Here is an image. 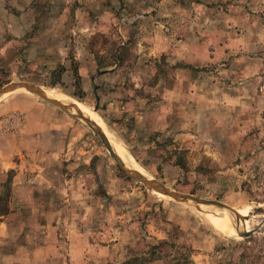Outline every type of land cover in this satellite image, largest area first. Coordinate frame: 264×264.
<instances>
[{"label":"rangeland","instance_id":"374dc122","mask_svg":"<svg viewBox=\"0 0 264 264\" xmlns=\"http://www.w3.org/2000/svg\"><path fill=\"white\" fill-rule=\"evenodd\" d=\"M17 81L75 104L144 177L247 218L148 188L50 102L67 148L0 168V264H264V0L5 1L0 88ZM21 94L41 98L0 96L2 156Z\"/></svg>","mask_w":264,"mask_h":264},{"label":"crops","instance_id":"0c3cea01","mask_svg":"<svg viewBox=\"0 0 264 264\" xmlns=\"http://www.w3.org/2000/svg\"><path fill=\"white\" fill-rule=\"evenodd\" d=\"M8 2L12 7L18 0H0V9H3L4 2ZM190 48V47H188ZM18 97L17 105L10 106L9 109L18 108L25 114V122L19 136L5 137L3 142L8 143V155H0V168L10 165V160L15 155H21V163L24 154L32 153L34 157L42 158L43 165L40 170L48 168L51 158L62 155L67 148L66 135L70 130L71 124L66 120L64 114L56 109L50 102L42 100L39 97L27 94H21ZM11 104V103H10ZM12 105V104H11ZM50 160V161H49ZM42 171V170H41ZM40 177H54L44 171ZM56 177L60 180L61 174L57 172Z\"/></svg>","mask_w":264,"mask_h":264},{"label":"water","instance_id":"95a60500","mask_svg":"<svg viewBox=\"0 0 264 264\" xmlns=\"http://www.w3.org/2000/svg\"><path fill=\"white\" fill-rule=\"evenodd\" d=\"M48 88V87H44V86H40L37 84H33L30 82H26V81H17V82H10L6 85H4L3 87L0 88V96L8 91L11 90H15V89H24L26 91H30L34 94H37L38 96H40L41 98H43L44 100L51 102L55 105H57L58 107H60L61 109H63L64 111H66V113L68 115H70L71 117L77 119L78 121L84 123L88 128H90L94 134L99 138V140L103 143V145L106 147V149L109 151L110 155L112 156V158L116 161V163L124 170L126 171L129 175L133 176L135 179H137L138 181L142 182L144 185H146L148 188L153 189L154 191L167 195L173 199H177V200H187V201H191L195 204H203V205H214V206H218L223 210H227L230 213H228L231 217H235L236 219H246V216H242L240 214H238L236 211L232 210L230 207H228L226 204L217 201V200H211V199H202V198H198L186 193H180L174 190L169 189L168 187L162 185L161 183L154 181V180H150L146 177H144L139 171L132 169L128 166H126L121 159L118 157V155L115 153L114 149L112 148V146L110 145V143L108 142L106 136L94 125V123L87 117L84 115V113L80 110V109H76L77 110V114L72 113L69 108L63 104L62 102H60L57 99L54 98H49L44 94L43 89ZM60 93V92H58ZM72 99V98H71ZM74 100V99H73ZM76 101V100H75ZM77 102V101H76ZM79 103V102H78ZM253 230H239L236 229V233L240 236H247L249 235Z\"/></svg>","mask_w":264,"mask_h":264},{"label":"bare ground","instance_id":"6f19581e","mask_svg":"<svg viewBox=\"0 0 264 264\" xmlns=\"http://www.w3.org/2000/svg\"><path fill=\"white\" fill-rule=\"evenodd\" d=\"M44 91V90H43ZM44 94L47 96V97H49V98H52V97H50V96H48L45 92H44ZM57 100H59V99H57ZM60 101V100H59ZM61 102V101H60ZM65 102H66V105L69 107V110L72 112V110L74 111V112H76L77 113V107L75 106V104H73V103H68V101L67 100H65ZM73 113V112H72ZM75 114V113H74ZM86 116V115H85ZM91 120V119H90ZM92 121V120H91ZM93 123H94V121H92ZM94 125L98 128V126L94 123ZM100 127H101V129L103 130V134L105 135L106 134V136L108 137V139H109V141H110V143L113 145L114 144V140L108 135V133L104 130V127L103 126H101L100 125ZM106 132V133H105ZM106 137V138H107ZM117 147V146H116ZM122 161V160H121ZM123 162V161H122ZM124 163V162H123ZM200 207V206H199ZM202 207V206H201ZM204 207V206H203ZM199 209H201V211H203L207 216H211V210H210V208L209 207H205V208H199ZM218 210V209H217ZM243 222L245 221V220H242ZM215 222L218 224V226H219V228L221 229V230H224V231H226V233H227V230H225L226 228H225V224H224V222H221L220 220H215ZM230 227V226H229ZM230 229H232V227L230 228ZM234 230V229H233ZM246 230V229H245ZM223 231V232H224ZM232 231V230H231ZM247 231V230H246ZM229 232V231H228ZM225 233V232H224Z\"/></svg>","mask_w":264,"mask_h":264},{"label":"built area","instance_id":"2783aa9c","mask_svg":"<svg viewBox=\"0 0 264 264\" xmlns=\"http://www.w3.org/2000/svg\"><path fill=\"white\" fill-rule=\"evenodd\" d=\"M3 132H12L22 123V115L20 113L9 114L1 120Z\"/></svg>","mask_w":264,"mask_h":264},{"label":"trees","instance_id":"16d2710c","mask_svg":"<svg viewBox=\"0 0 264 264\" xmlns=\"http://www.w3.org/2000/svg\"><path fill=\"white\" fill-rule=\"evenodd\" d=\"M148 261L145 257H139V256H132L128 259H126L121 264H145Z\"/></svg>","mask_w":264,"mask_h":264}]
</instances>
